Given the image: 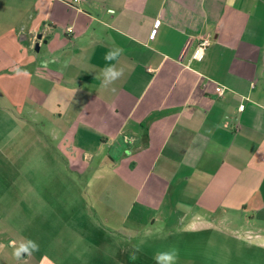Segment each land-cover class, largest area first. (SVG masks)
I'll return each mask as SVG.
<instances>
[{
  "label": "crops",
  "instance_id": "0c3cea01",
  "mask_svg": "<svg viewBox=\"0 0 264 264\" xmlns=\"http://www.w3.org/2000/svg\"><path fill=\"white\" fill-rule=\"evenodd\" d=\"M112 47L126 68L115 92L96 78ZM0 78L25 81L53 148L43 161L93 172L106 225L176 217L264 248V0H0ZM21 233L0 222V264H67L58 239ZM29 241L38 250L17 259Z\"/></svg>",
  "mask_w": 264,
  "mask_h": 264
},
{
  "label": "rangeland",
  "instance_id": "374dc122",
  "mask_svg": "<svg viewBox=\"0 0 264 264\" xmlns=\"http://www.w3.org/2000/svg\"><path fill=\"white\" fill-rule=\"evenodd\" d=\"M31 52L33 58L41 57L35 45ZM16 79L0 78L1 223L20 227L24 240L58 239L67 264H157V254L172 248L179 253L176 264H264L261 240L243 230L236 236L224 232L218 241L221 233L192 232L176 217L167 221L154 215V226L145 222L138 231L131 228L132 219L123 232L106 225L95 211L101 196L93 194V172L79 176L69 171L68 162L41 158H51L53 148L46 149L43 118L23 103L25 81ZM76 236L77 249L69 243ZM92 241L101 246L92 251Z\"/></svg>",
  "mask_w": 264,
  "mask_h": 264
},
{
  "label": "clouds",
  "instance_id": "9594fccd",
  "mask_svg": "<svg viewBox=\"0 0 264 264\" xmlns=\"http://www.w3.org/2000/svg\"><path fill=\"white\" fill-rule=\"evenodd\" d=\"M234 3V0H228V4L231 5ZM123 54V49L120 47H112L108 52L104 55V60L106 61V65L97 73L96 78L100 79L101 84L100 87L103 89H110L115 92L116 89L113 87L118 80H121L125 76L126 68L120 62V57ZM115 61L116 63H112ZM55 59L52 60H42L41 65L44 68H47L49 63H55ZM67 67V63L63 65ZM17 75H22L20 69H16ZM127 154H131L130 150ZM38 245L29 241L28 245H21L18 249H16L14 255L17 259H19L24 254H30L31 251L38 250ZM138 251V249H137ZM133 258H135V253H133ZM179 258L178 250L175 248L170 249L166 252H160L155 257L157 264H176Z\"/></svg>",
  "mask_w": 264,
  "mask_h": 264
},
{
  "label": "built area",
  "instance_id": "2783aa9c",
  "mask_svg": "<svg viewBox=\"0 0 264 264\" xmlns=\"http://www.w3.org/2000/svg\"><path fill=\"white\" fill-rule=\"evenodd\" d=\"M75 2H80L81 0H74ZM68 32H72V28H69L68 29ZM208 44V41L204 40L203 42L200 43V45L198 46L197 50L195 51L194 53V58L195 59H201L202 55H203V52H204V49L205 47L207 46ZM218 92L219 93H223V90L222 88H217ZM241 110L243 109V107L240 108ZM125 139L126 140H129V138L127 136H125Z\"/></svg>",
  "mask_w": 264,
  "mask_h": 264
},
{
  "label": "water",
  "instance_id": "95a60500",
  "mask_svg": "<svg viewBox=\"0 0 264 264\" xmlns=\"http://www.w3.org/2000/svg\"><path fill=\"white\" fill-rule=\"evenodd\" d=\"M37 38L40 40V39L42 38V35H41V34L38 35ZM35 50H36V51H39V42H37V43L35 44Z\"/></svg>",
  "mask_w": 264,
  "mask_h": 264
}]
</instances>
